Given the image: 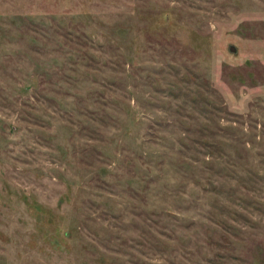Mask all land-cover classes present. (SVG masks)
Wrapping results in <instances>:
<instances>
[{"label": "rangeland", "instance_id": "1", "mask_svg": "<svg viewBox=\"0 0 264 264\" xmlns=\"http://www.w3.org/2000/svg\"><path fill=\"white\" fill-rule=\"evenodd\" d=\"M0 264H264V0H0Z\"/></svg>", "mask_w": 264, "mask_h": 264}, {"label": "water", "instance_id": "2", "mask_svg": "<svg viewBox=\"0 0 264 264\" xmlns=\"http://www.w3.org/2000/svg\"><path fill=\"white\" fill-rule=\"evenodd\" d=\"M229 47H230V49H232V50L234 49V46H233V45H230Z\"/></svg>", "mask_w": 264, "mask_h": 264}]
</instances>
